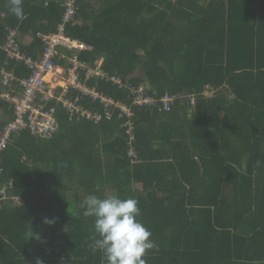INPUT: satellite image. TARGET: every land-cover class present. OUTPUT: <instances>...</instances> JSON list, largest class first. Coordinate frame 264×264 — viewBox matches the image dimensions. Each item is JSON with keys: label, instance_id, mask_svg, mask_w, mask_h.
I'll list each match as a JSON object with an SVG mask.
<instances>
[{"label": "trees", "instance_id": "trees-1", "mask_svg": "<svg viewBox=\"0 0 264 264\" xmlns=\"http://www.w3.org/2000/svg\"><path fill=\"white\" fill-rule=\"evenodd\" d=\"M78 4L66 34L90 48L79 61L94 66L104 58L110 74L149 83L150 95L174 102L168 111L134 107L138 161L128 155L117 115L97 124L70 121L61 103L48 102L58 132L40 138L25 129L3 154L0 185L12 179L9 195L23 205L0 203V264H107L89 247L99 239L95 218L79 207L89 195L139 201L138 220L158 247L147 264H264V0ZM10 8V0H0V75L14 70L25 78L27 67L2 49L7 30L17 31L22 53L38 59V34L56 32L63 7L23 0L22 22ZM88 84L127 101L111 83ZM13 119L11 105L0 101V130ZM46 217L55 225L44 224ZM31 228L41 241H28Z\"/></svg>", "mask_w": 264, "mask_h": 264}, {"label": "built area", "instance_id": "built-area-1", "mask_svg": "<svg viewBox=\"0 0 264 264\" xmlns=\"http://www.w3.org/2000/svg\"><path fill=\"white\" fill-rule=\"evenodd\" d=\"M63 7L61 20L56 26V32L51 34L39 33L43 42L41 56L33 59L20 51L17 31L7 30V41L2 46L9 58L21 63L29 70V76L17 78L15 71L1 70L0 101L8 103L13 109L14 119L0 130V174L2 172L3 154L12 141L14 135L28 129L31 135L40 138H52L59 130L56 109H46L47 103L56 100L67 112L70 121L88 120L99 123L104 119H112L117 115L121 124V131L128 141L129 157L138 161L134 143L136 141V123L134 107L153 109L159 107L164 111L170 109L174 99L169 95L156 98L149 94V87L142 83L138 86L130 82V78L112 75L104 69V58L98 60L94 66L79 61L77 55L90 48L66 34L67 27L76 22L80 6L78 0H56ZM176 1V0H173ZM74 52L73 54L69 52ZM64 59L68 69L57 63V59ZM92 79L113 84L119 91L128 93L127 101L115 99L98 90L97 84L89 86ZM74 95V96H72ZM204 95L210 97L212 92L206 89ZM194 105V98H190ZM82 100L99 104L100 110L87 108ZM14 181L0 185V203L13 202L23 205L18 197L9 195Z\"/></svg>", "mask_w": 264, "mask_h": 264}, {"label": "clouds", "instance_id": "clouds-1", "mask_svg": "<svg viewBox=\"0 0 264 264\" xmlns=\"http://www.w3.org/2000/svg\"><path fill=\"white\" fill-rule=\"evenodd\" d=\"M10 4V12L19 21L27 19L23 0H10ZM62 166L67 167V162H63ZM259 167L260 162L257 161L256 168ZM244 174H247L246 168ZM79 207L84 209V217L95 218V231L99 239H94L89 247L94 253L102 252L107 264H147L145 257L154 249L158 251L151 239L152 232L138 220L141 210L137 199H121L116 195L101 199L96 195H89ZM55 223V219H44L46 225L54 226ZM26 238L28 241L42 240L41 235L34 233L32 228L27 232ZM36 264L44 262L38 258Z\"/></svg>", "mask_w": 264, "mask_h": 264}, {"label": "crops", "instance_id": "crops-1", "mask_svg": "<svg viewBox=\"0 0 264 264\" xmlns=\"http://www.w3.org/2000/svg\"><path fill=\"white\" fill-rule=\"evenodd\" d=\"M22 40V39H21ZM28 40L30 41L31 39L29 38V37H23V41H25V42H28ZM138 75H140L141 76V74L139 73ZM148 85V84H147ZM0 89H1V84H0ZM137 187H139V188H141V185H137Z\"/></svg>", "mask_w": 264, "mask_h": 264}, {"label": "rangeland", "instance_id": "rangeland-1", "mask_svg": "<svg viewBox=\"0 0 264 264\" xmlns=\"http://www.w3.org/2000/svg\"><path fill=\"white\" fill-rule=\"evenodd\" d=\"M99 9V3H97L95 6H94V11H96V10H98ZM140 73H141V71H140ZM138 74H139V72H138Z\"/></svg>", "mask_w": 264, "mask_h": 264}, {"label": "water", "instance_id": "water-1", "mask_svg": "<svg viewBox=\"0 0 264 264\" xmlns=\"http://www.w3.org/2000/svg\"><path fill=\"white\" fill-rule=\"evenodd\" d=\"M149 85V83H147Z\"/></svg>", "mask_w": 264, "mask_h": 264}]
</instances>
